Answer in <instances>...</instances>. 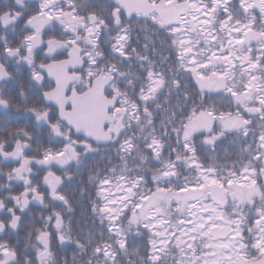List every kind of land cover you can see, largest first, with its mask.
Returning a JSON list of instances; mask_svg holds the SVG:
<instances>
[{"label": "snow or ice", "instance_id": "6c2138e0", "mask_svg": "<svg viewBox=\"0 0 264 264\" xmlns=\"http://www.w3.org/2000/svg\"><path fill=\"white\" fill-rule=\"evenodd\" d=\"M0 26L23 33L15 46L0 35V80L22 61L42 91L23 104L0 91V106L50 133L42 143L26 125L0 128V159L18 163L0 175L22 181L15 194L0 184V264H16L11 234L36 202L51 211L30 221L29 264L70 238L79 219L64 213L78 203L100 220L74 242L86 264H264V0H0ZM136 26L143 52L130 47ZM229 137L239 147L221 155ZM99 144L117 145L119 164L101 156L86 182L70 176ZM133 234L147 239L133 247Z\"/></svg>", "mask_w": 264, "mask_h": 264}, {"label": "flooded vegetation", "instance_id": "af4514ba", "mask_svg": "<svg viewBox=\"0 0 264 264\" xmlns=\"http://www.w3.org/2000/svg\"><path fill=\"white\" fill-rule=\"evenodd\" d=\"M37 0H22V3L17 5L15 3V0H8V3L12 6L16 7L17 10H21L25 8V6L35 5ZM26 10V9H25ZM23 26V21L20 22V27ZM3 26H0V35H6L12 42L13 46H15L16 43L19 42V40L22 38L23 33L18 29L17 32L13 33L11 30H4L2 29ZM136 45L134 44L133 47ZM106 53H108L110 50L105 47ZM42 53L37 54V62L39 63V58L42 56ZM67 58V53H64L61 56H58L57 59L63 60ZM10 71L13 72L15 79H7V80H0V91H3L6 94L12 95L13 103L15 104H23L25 103V100L27 99L28 102H39L42 99V91L41 87L37 82L32 81L29 77V68L28 65L25 62H19L14 64L11 60L7 61ZM124 66H128L127 62H124ZM132 67H136L135 64L132 65ZM69 70H71V65H69ZM46 76V74H45ZM51 79V82L48 80ZM45 84L51 83L52 86H55L54 78H48L45 77ZM23 87L25 91V96H20L19 93V87ZM70 94V93H69ZM47 106V105H46ZM26 125L28 130L33 132L36 137L39 138V140L42 143H48L50 141V133L47 128V126L42 121H35V118L32 113L25 112L23 110L17 111L15 108H5L3 106H0V128L4 127H15V126H23ZM37 149V145L35 144V141H33L32 145V152H35ZM8 151H11V149H6ZM31 155V153H28ZM18 166V163L16 161H5L3 159H0V170L3 171V173H7L12 167ZM55 170V169H54ZM35 171V169H34ZM59 174V172H57ZM43 172L40 173V178L42 179ZM35 182V181H34ZM0 184L3 185H10L13 192L12 194H15L18 191L22 190V181L18 180H7L6 175H0ZM69 187H73L72 184H69ZM69 194H72L71 192ZM9 196V189L7 187L0 188V199ZM28 212L26 211L23 216L24 223L22 224V227L20 229L19 233L11 234V242L18 243L20 245H23V241L19 239L20 235H23V225L29 222L32 217H30V214L32 216H36L38 211L41 209V205H39L38 202L36 203H30ZM19 214V213H18ZM4 218V214L2 210H0V219ZM38 218V217H37Z\"/></svg>", "mask_w": 264, "mask_h": 264}, {"label": "clouds", "instance_id": "9594fccd", "mask_svg": "<svg viewBox=\"0 0 264 264\" xmlns=\"http://www.w3.org/2000/svg\"><path fill=\"white\" fill-rule=\"evenodd\" d=\"M20 3H22V0H20ZM145 43L146 41L144 40L143 33L140 32L139 26H136L131 33L130 47L137 49V52H143ZM134 44L136 45L135 47H133ZM123 68L126 71L128 69V66H123ZM87 70H88L87 65H85L82 71L86 73ZM77 135H81V134L77 133ZM94 147L96 148V151L94 153L93 152L83 153L81 157L82 160L81 164H77L75 161L72 162V165L68 169L70 176L76 175L78 172L83 170V175L79 177V179L84 180L86 182L87 174L89 170L94 169L97 166L103 167L107 163L106 160L99 159V157L101 156L111 155L112 157H114V159L112 160V164H119L120 161L118 159H115V157H118L119 155V153L117 152V145L113 144L110 146L105 144H99V145H94ZM142 149L143 146L141 144L139 150L142 151ZM132 155L135 156L136 153H133ZM138 162L139 161H134L131 158H129L128 160L130 167L134 166V164ZM145 167L147 168L148 165H145ZM69 196L73 200L79 199L78 195L75 193L69 194ZM28 210L29 209H27V212ZM50 211H51V205H48V207H44L43 205H41V209L38 211L37 215L32 216L30 214V217H32V219L35 218L39 220L41 214L47 215L48 212ZM64 217L66 224L70 223L75 218L79 219V223L75 227H73L70 238H66L65 241L63 242L57 240V247L60 250L58 251L57 247L52 248V255L48 259V264H86L87 260L91 255L90 250L77 248L74 242L77 238L83 239L84 234H86L93 227H97L96 222L98 217L95 218V224H93V217L91 215L90 209L87 208L84 204H79V203L74 207L73 211L65 212ZM30 221L23 225V235L19 236V239L22 240L24 243V247L22 250H18L17 248L16 264H29V260L26 259V256L31 251V243L27 239V234L31 228ZM99 225H100V220H99ZM21 227L22 226L13 228V231L19 233ZM70 245H74V248H72L71 251H64V249ZM127 257H132V256L129 255ZM132 259H135V257H132ZM129 260L130 259H125V257H123V259H121V264H128Z\"/></svg>", "mask_w": 264, "mask_h": 264}, {"label": "trees", "instance_id": "16d2710c", "mask_svg": "<svg viewBox=\"0 0 264 264\" xmlns=\"http://www.w3.org/2000/svg\"><path fill=\"white\" fill-rule=\"evenodd\" d=\"M163 68L166 69V68H167V65L163 66ZM174 139H175V136H174V134H173V142H174ZM231 140H232V137H229L228 140L224 141V142L220 145L218 151H219V153H220L221 155H223V151H224L225 148H227L229 152H235V150L238 149L239 144H234V143H233V147H232L231 143L229 142V141H231ZM228 146H229V147H228ZM233 158H234V157H233ZM74 187H75V185H74ZM96 224H97V231H99V230H100V225H99V220H98V218H97V222H96ZM143 239L146 240L147 238H146V237H144V238H143V237H135V235L133 234V236H132V241H131L132 246H133V247L139 246L141 240H143ZM56 247H57V245H56ZM72 248H74V245L67 246V247L64 249V251H71ZM57 250H58V249H57ZM141 254H143V248H141ZM121 259H123V257H122ZM125 259H132V257H125Z\"/></svg>", "mask_w": 264, "mask_h": 264}]
</instances>
